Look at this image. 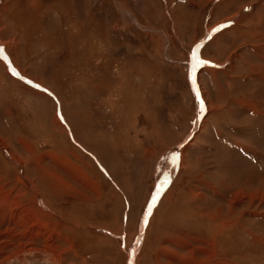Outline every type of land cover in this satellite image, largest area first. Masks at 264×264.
Wrapping results in <instances>:
<instances>
[{
  "label": "rangeland",
  "instance_id": "1",
  "mask_svg": "<svg viewBox=\"0 0 264 264\" xmlns=\"http://www.w3.org/2000/svg\"><path fill=\"white\" fill-rule=\"evenodd\" d=\"M0 264H264V0H0Z\"/></svg>",
  "mask_w": 264,
  "mask_h": 264
},
{
  "label": "crops",
  "instance_id": "2",
  "mask_svg": "<svg viewBox=\"0 0 264 264\" xmlns=\"http://www.w3.org/2000/svg\"><path fill=\"white\" fill-rule=\"evenodd\" d=\"M49 187H52V186H49Z\"/></svg>",
  "mask_w": 264,
  "mask_h": 264
}]
</instances>
